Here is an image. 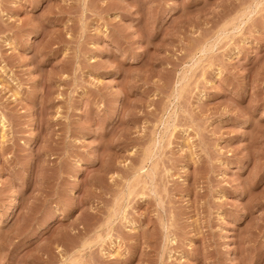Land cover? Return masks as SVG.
<instances>
[{
	"label": "rangeland",
	"instance_id": "1",
	"mask_svg": "<svg viewBox=\"0 0 264 264\" xmlns=\"http://www.w3.org/2000/svg\"><path fill=\"white\" fill-rule=\"evenodd\" d=\"M0 264H264V0H0Z\"/></svg>",
	"mask_w": 264,
	"mask_h": 264
},
{
	"label": "bare ground",
	"instance_id": "2",
	"mask_svg": "<svg viewBox=\"0 0 264 264\" xmlns=\"http://www.w3.org/2000/svg\"><path fill=\"white\" fill-rule=\"evenodd\" d=\"M18 204H19V199L17 197V194L13 193L11 198H10V201H9V204H8V208H7V211H8V213L10 215L14 212V210L17 207Z\"/></svg>",
	"mask_w": 264,
	"mask_h": 264
}]
</instances>
